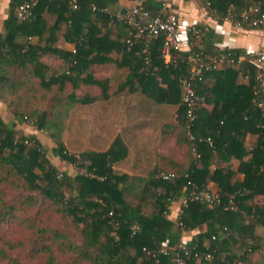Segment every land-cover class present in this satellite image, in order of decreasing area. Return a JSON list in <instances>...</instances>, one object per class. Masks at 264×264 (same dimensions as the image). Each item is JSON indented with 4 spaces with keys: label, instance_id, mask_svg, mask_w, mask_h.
<instances>
[{
    "label": "trees",
    "instance_id": "16d2710c",
    "mask_svg": "<svg viewBox=\"0 0 264 264\" xmlns=\"http://www.w3.org/2000/svg\"><path fill=\"white\" fill-rule=\"evenodd\" d=\"M103 1L9 0L0 30V101L9 102L15 117L6 121L0 115V225L14 223L30 232L32 260L45 256L47 264H57L60 255L63 263L58 264H176L178 253L187 264H264V253L261 261L254 260L264 250V237L255 232L264 227V203H254L264 199V116L257 107L256 56L242 58L239 49L223 50L234 63L196 83V119L191 121L181 80L190 74L193 55L216 54L218 48L199 45L211 31L195 25L200 37L184 36L176 66L167 68L161 58L162 37L143 51L135 31L120 21L122 15L117 19L106 13ZM262 1L211 0L208 8L211 16L236 24ZM25 3L33 6L24 20L17 9ZM140 6L149 12L153 7ZM160 8L150 14L164 15ZM241 27L254 29L247 23ZM109 65L130 71L116 90L109 79L93 76L92 71ZM240 73L248 75L246 83L238 81ZM135 82L157 104L178 105L177 124L161 127L162 139L174 147L160 155L161 168L147 177L115 170L129 152L120 136L107 151L79 156L55 139V159L85 168L86 173L72 175L50 161L36 134L18 129L35 120L32 124L43 130L52 111L74 102L54 93L55 87L60 92L66 83L75 90L87 85L91 94L81 101L92 103L126 86L133 90ZM94 87L101 89L99 95L92 96ZM232 160L239 163L236 169ZM194 188L235 205L225 209L189 201L179 218L185 229L177 228L174 211ZM60 221L78 231L79 241L59 227ZM185 233L191 235L187 241ZM181 243L192 249L190 256L180 252ZM24 246L0 236V262L24 264L12 255Z\"/></svg>",
    "mask_w": 264,
    "mask_h": 264
},
{
    "label": "rangeland",
    "instance_id": "374dc122",
    "mask_svg": "<svg viewBox=\"0 0 264 264\" xmlns=\"http://www.w3.org/2000/svg\"><path fill=\"white\" fill-rule=\"evenodd\" d=\"M63 47L72 50L74 48L71 45ZM94 71L92 72L95 78L109 79L112 85L111 88L114 90L118 89V85L124 83L130 74L128 69H118L114 65ZM57 89L55 87L54 93L64 96L65 99H71L72 97L75 99L74 102L52 111L43 130H38L35 124H32L35 123V120L30 123V126L21 125L18 129L25 134H36L43 141L50 161L61 171L68 170L72 175L86 173L85 168H77L52 156L51 147L55 139L62 141L70 153L79 156L85 151H107L118 135L121 136L127 145L129 152L128 158L115 164L114 167L117 172L147 177L155 168H161L158 165V158L160 155L168 154L174 147V143L170 142L172 143L171 146L170 143L163 140L160 142L162 136L160 138L158 132L164 124H170L168 123L169 121H174V113L177 111L178 105H168L169 107H166V105L157 104L142 93L141 87L137 82H135L133 90L126 86L125 90L119 94H114L109 99H99L92 103L81 101L91 94L86 92V89H88L87 85L82 84L81 88L75 90L70 83H66L64 90L57 92ZM93 89L92 96L100 94L101 89L99 87H94ZM0 115L6 121L14 119L13 109L10 107L9 102L0 101ZM134 125H136V130H140V125L143 126L141 127L145 131L143 138L137 134L133 127ZM252 140L253 138L250 141ZM182 155L181 151L177 152L179 158ZM233 167L237 168L235 165ZM36 173L40 174V169H36ZM13 196L14 194L10 193L8 198L12 199ZM254 203L262 204L264 199L256 198ZM36 209H28L26 213L35 212ZM177 211L175 210L174 212L177 213ZM176 213L174 214L175 218ZM178 221L175 224L177 228H179ZM58 225L60 228L64 227L66 232L71 234L73 240L79 241L78 231L65 225V222L62 221ZM255 232L264 237V227L258 226ZM0 236L14 243H25L24 247H19L12 253L14 258L24 264H47L45 256L38 260H32L33 244L30 240L32 234L23 230L20 226L18 227L14 223L2 224L0 225ZM190 238L186 233L184 234V240L187 241ZM262 253H264V250L256 254L254 260L261 261ZM63 257V255L59 256L58 263H63ZM66 263L68 264V260ZM0 264L6 263L0 262Z\"/></svg>",
    "mask_w": 264,
    "mask_h": 264
},
{
    "label": "built area",
    "instance_id": "2783aa9c",
    "mask_svg": "<svg viewBox=\"0 0 264 264\" xmlns=\"http://www.w3.org/2000/svg\"><path fill=\"white\" fill-rule=\"evenodd\" d=\"M33 3H25L17 9L20 19H27L31 16ZM120 21L125 22L131 29L135 31L134 37L142 44L144 50L147 45L158 37H162L163 45L161 50V58L167 68L176 66L178 60V52L182 49V41L187 34L200 37L201 32L197 27H189L186 31L180 26L179 17L173 7V0H168L164 15L152 16L149 11L143 9L140 5L133 7L130 12L122 16ZM242 23H247L254 29L264 31V0L258 5L250 7L248 12L242 16L241 22H236V25L241 27ZM218 48L216 54L206 57L203 52H198L190 58L192 68L188 77L181 80L183 88V101L188 107V117L191 121L196 119L195 109L197 107L196 83L203 79L205 74L220 70L225 64H232L234 60L230 56ZM256 65L259 74L256 76V89L258 94L257 107L262 111L264 116V51L254 53ZM146 63L150 62V58H145ZM193 139V136L191 135ZM172 176L163 175V179H170ZM195 187V186H194ZM189 201L208 202L213 205L223 206L225 209L233 208L234 202L229 205L222 204L221 200L213 192L199 191L196 188L192 190L188 196L184 197L180 209L176 216L178 217V227L185 229L184 223L179 219L184 212V208L188 206ZM184 239V238H183ZM180 252L185 256H190L191 248L186 244H179ZM197 256V254H196ZM176 264H187L181 257V253L177 254Z\"/></svg>",
    "mask_w": 264,
    "mask_h": 264
},
{
    "label": "crops",
    "instance_id": "0c3cea01",
    "mask_svg": "<svg viewBox=\"0 0 264 264\" xmlns=\"http://www.w3.org/2000/svg\"><path fill=\"white\" fill-rule=\"evenodd\" d=\"M210 1L211 0H173V7L177 12L180 26L183 31H186L189 27L195 25H202L207 30L211 31V36H207V39H204L202 37V39L199 41L200 47L207 48L209 46L220 48L222 50L239 49L241 51L242 58H245L249 54H254L258 51H264V31L259 29H246L237 26L230 19H219L211 16L208 8ZM149 2L153 6L150 12H157L156 7L161 6L160 13H165V8L168 0H104L103 4H105L106 6V13H108L111 17H115L118 19V17L121 15H127L133 7L142 4L150 5ZM0 3L1 30L2 22L7 15L6 11L8 9L9 0H0ZM238 81L240 83H246L248 81V75L244 76L242 73H240ZM166 107L169 106L166 105ZM174 114V121L172 120L168 123L177 124V111ZM142 125H140L139 127L140 130H136V125L133 126L135 128V131L138 135H140L141 138H143V136L145 135L144 129H141V127H143ZM161 132L162 128H160V131L158 132L160 138L162 136ZM119 136L120 135H118V137ZM162 140L163 139H160V142ZM163 141L166 142V140ZM170 144L172 146V143ZM126 158H128V156ZM231 163L236 167L239 165L237 160H232ZM209 188L212 190H216V185L214 183H210ZM175 213L176 212H174V214ZM187 235L191 237V235Z\"/></svg>",
    "mask_w": 264,
    "mask_h": 264
}]
</instances>
